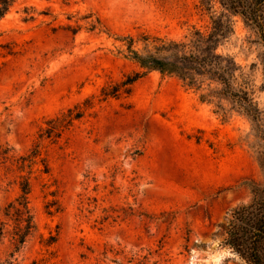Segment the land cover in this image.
Masks as SVG:
<instances>
[{"label":"rangeland","instance_id":"rangeland-1","mask_svg":"<svg viewBox=\"0 0 264 264\" xmlns=\"http://www.w3.org/2000/svg\"><path fill=\"white\" fill-rule=\"evenodd\" d=\"M222 14L234 34L220 51L252 80L261 123L209 96L215 84L156 70L104 95L144 72L131 38L142 52L144 35L184 40ZM263 56L217 0H15L0 20V264H248L225 241L264 186ZM69 110L83 115L42 139ZM26 181L36 229L15 252L5 208Z\"/></svg>","mask_w":264,"mask_h":264},{"label":"trees","instance_id":"trees-1","mask_svg":"<svg viewBox=\"0 0 264 264\" xmlns=\"http://www.w3.org/2000/svg\"><path fill=\"white\" fill-rule=\"evenodd\" d=\"M203 1L207 3L209 0ZM217 1L225 10L240 16L256 32L264 46V0ZM14 2L15 0H0V20L7 15ZM233 34L232 20L226 19V15L222 14L213 19V25L209 30L196 29L184 40H167L144 35L141 41L145 43V50L142 52L133 49L135 39L131 38L130 52L144 72L128 75L112 90L105 89L104 95L116 97L121 90L129 93L140 78L156 70L162 74L175 75L187 85L197 89H202L206 82H209V87L215 84L216 86L207 93L209 96L220 100H231L237 109L250 116L255 122L261 123L263 111L254 97L252 80L233 56L220 51L223 43ZM262 61L264 67V56ZM262 90L264 91V84ZM82 115L80 111L74 114L73 110H69L68 119L66 121L65 118L64 123H58L60 116L51 119L49 128L45 129L41 138L58 137L63 128L71 125ZM40 154V150L36 147L32 156H29L32 158L30 160ZM22 191L23 194L5 208L6 217L15 224L10 232L15 252L20 251L36 229L28 201L31 192L29 181L24 183ZM252 192L251 202L233 209L225 243L248 264H264V186L253 183ZM5 233L4 226L1 228V236Z\"/></svg>","mask_w":264,"mask_h":264}]
</instances>
